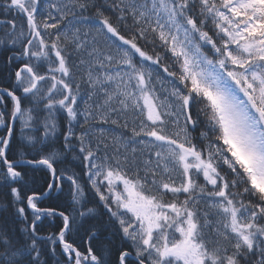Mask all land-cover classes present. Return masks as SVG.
I'll return each mask as SVG.
<instances>
[{"label": "snow or ice", "instance_id": "6c2138e0", "mask_svg": "<svg viewBox=\"0 0 264 264\" xmlns=\"http://www.w3.org/2000/svg\"><path fill=\"white\" fill-rule=\"evenodd\" d=\"M0 264H264V0H0Z\"/></svg>", "mask_w": 264, "mask_h": 264}]
</instances>
